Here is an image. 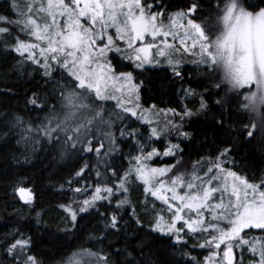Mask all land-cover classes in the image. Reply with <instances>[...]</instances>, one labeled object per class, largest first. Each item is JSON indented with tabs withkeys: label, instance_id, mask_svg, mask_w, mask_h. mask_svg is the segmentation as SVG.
Masks as SVG:
<instances>
[{
	"label": "snow or ice",
	"instance_id": "1",
	"mask_svg": "<svg viewBox=\"0 0 264 264\" xmlns=\"http://www.w3.org/2000/svg\"><path fill=\"white\" fill-rule=\"evenodd\" d=\"M4 4L8 14L0 13V52L15 53L17 68L34 66L43 83L24 96V110L37 113L35 117L0 111V137L15 139L33 154L55 148L59 159L73 165L76 183L87 182L94 173V185L69 188L77 195L90 190L91 195L59 206L66 213L63 231H73L78 219L94 214L99 234L90 239L103 245L110 236L117 237L95 251L80 248L59 264H146L144 243L131 241L145 227L141 217L149 214L147 230L167 238V248L173 251L165 254L173 257L171 264H264V175L233 170L238 166L231 158L236 148L231 135L221 141L225 146L215 147V155L193 164L191 173L169 175L179 160L164 167L148 163L160 155H181L180 142L193 138L186 130L193 124L215 125L246 142L258 130L264 135V0H223V6L217 0L209 5L217 15L203 19L198 18L205 11L201 0H186L175 12L168 11L171 5L164 0H4ZM114 60L127 61L132 70L118 71ZM162 60L163 70L170 69L181 82L183 69L190 65L197 75L200 69L219 75V83L203 92L182 87L179 111L157 109L154 104L144 108L139 94L143 81L137 82L135 73L161 67ZM244 90L241 112L256 121L249 119L241 127L242 118L234 119L241 112L229 105L231 95L239 97ZM0 95L15 93L7 89ZM189 98L198 106L183 103ZM130 118L156 126L149 128L145 139L138 128L125 123ZM168 136L180 142L169 140L163 153L151 146L153 138ZM129 142L135 156L123 153L121 144ZM125 159L127 169L118 163ZM137 184L143 186L144 200L133 204L130 192ZM14 193L35 211L31 189L17 187ZM149 196L163 207L149 205ZM40 216L37 212V224ZM121 236L123 247H118ZM197 237L202 239L191 248L206 250L202 258L182 251ZM35 247L31 236L19 228L0 242L11 264H44L33 252ZM133 253L140 254L139 261Z\"/></svg>",
	"mask_w": 264,
	"mask_h": 264
},
{
	"label": "trees",
	"instance_id": "2",
	"mask_svg": "<svg viewBox=\"0 0 264 264\" xmlns=\"http://www.w3.org/2000/svg\"><path fill=\"white\" fill-rule=\"evenodd\" d=\"M216 2L217 0H201L205 9L201 14L206 16L210 10V15L213 16L216 11L210 9L209 5L210 3L214 5ZM221 2L223 0H220ZM164 3L171 5L168 9L170 11L183 8L186 0H164ZM5 8L4 0H0V13L8 14ZM18 59L15 53L7 55L0 52V91L11 89L15 93V96L11 97L0 95V111L17 113L27 119L29 115L35 117L37 113H28L27 110H24L25 93L29 90L38 91L36 85L38 83L42 84L43 81L36 74L34 66L26 64L22 68H17ZM117 62L119 61H113L114 64H117ZM164 67L166 65L152 68L142 74L139 71L135 73L137 82L143 81L139 93L140 102L143 106L153 103L159 108H176L179 111L181 97L184 96V93L180 91L182 87H191L197 92H203L206 87L219 83L220 80L219 75L208 73L203 69L198 70L199 75H197L193 73L192 66L189 65L183 69L184 79L181 82V80L172 76L170 69L165 72ZM117 70L131 71L132 68L128 66L127 61H121V65L117 66ZM189 74H192V80L189 79ZM197 79L201 81L200 84L193 82ZM210 90L216 91L214 88ZM225 91L226 88L220 92V95L223 96ZM244 91L239 94V97L235 93L231 95L229 106L237 112H241L240 104ZM218 98V96L212 97L213 100ZM190 99L184 100L183 103L190 108L198 106V104L190 102ZM241 118V127L243 124H247L249 119H252L253 122L256 121L255 117L246 112H241V117L234 116V119ZM134 123L143 130H147L146 124H142L140 121ZM186 130L193 133V138L183 142L177 141V143H181V147L184 149L181 154V161L188 163L198 157H212L215 155V147L225 146L221 141L231 135L233 138L231 142L236 144L231 158L235 159L238 166L233 170L240 172L242 175L251 176L257 173L264 175V135L260 130L256 132L251 142H246L243 137H238L235 132L226 134L223 129L217 130L215 125L193 124L192 128ZM159 141L160 139L155 140V143L159 144ZM129 143H127L128 149L131 147ZM123 147L124 144L122 143L121 148L123 149ZM25 156L28 157L27 162H25ZM118 163L122 164L124 169L129 166L126 160H119ZM72 168L73 165L68 160L59 159L55 148L37 151L33 154L30 148L25 151L23 144L17 145L15 139L5 140L0 137V242L12 229L19 228L26 236H31L36 245L33 252L38 254V258L43 260L44 264H57L62 258L64 259L75 250L90 248L95 251L106 246L109 240L117 239V237L110 236L108 240L104 241L103 245L90 239V237L99 234V229L96 227L98 218H94V214L83 215L82 219H78L77 228L67 233L63 231L65 226L48 220L49 216L47 215H50L52 208L69 204L72 200V191L69 188H74L77 184L73 179ZM68 180H73V183L69 185L66 183ZM62 185L63 188H61ZM17 187L31 189L34 194L32 207L35 208V211L25 206L19 195L14 193V189ZM100 210L104 211L103 208ZM37 212L41 213L39 224L36 222ZM127 219L128 216H125V220ZM141 219L145 227L141 228L136 234L138 239L132 240L131 243L133 245L144 243L143 254L146 264L149 260L152 261V264H171L173 257L165 254L166 251L167 253L173 251V249L167 248V238L161 239L159 234L148 232L149 221L146 216L141 217ZM119 239L122 243L117 246L123 247V236ZM131 250L129 248V251ZM176 251L177 253L181 251L179 246H177ZM182 251L193 252L195 249L190 247L182 249ZM133 255L139 261L140 254L133 253ZM0 264H11L10 258L5 256L2 249H0Z\"/></svg>",
	"mask_w": 264,
	"mask_h": 264
},
{
	"label": "rangeland",
	"instance_id": "3",
	"mask_svg": "<svg viewBox=\"0 0 264 264\" xmlns=\"http://www.w3.org/2000/svg\"><path fill=\"white\" fill-rule=\"evenodd\" d=\"M221 6H223V2H221ZM176 10H178V9L170 10L169 12H175ZM209 15H210V10L208 11V13H207L206 16H205V14H199L198 17H199V19H203V18L208 17ZM216 15H217V13L214 12L213 17H215ZM13 35H15V33H13ZM185 59H188V58L186 57ZM118 61L119 62H117L116 65L119 67L121 65V61L120 60H118ZM162 65H166L163 62V60H162ZM245 92H246V90L242 93V96L245 94ZM150 105H153V103H151ZM150 105H148V106H143L142 105V106L144 108H148ZM107 107L109 109H111L113 107L112 102H109V104L107 105ZM157 109H167V108H159V107H157ZM135 121H137L135 118H130L129 120H126L125 123L126 124L131 123L132 124V127L138 128L140 130V132L143 133L144 138L147 139V137L149 135V128L150 127H155L156 125L155 124H152L151 126H149V125L146 124L147 130H143L140 126H138L137 124L134 123ZM155 140H159V139L153 138V140L151 141V146L152 147H156L159 150L160 153H163V151L165 149V146L167 145V143H168L169 140H171L172 143H177V141H178L175 138H173L172 136L161 137L160 138V141H159V144H156L155 143ZM123 144H124L123 150H124V154L125 155L129 151L132 152V155L133 156H135L137 154L136 153V150L133 149L132 147H130L128 149L127 143H123ZM129 144L131 145V143H129ZM148 150H151V149L149 148ZM206 159H208V158L202 156V157H198L197 159L191 160L190 162L186 163L184 161H181L182 160L181 159V155H178L176 157H171V156L165 157L163 155H160V156L153 157V159L150 160V161H148V163L150 164L151 167H164L166 165L176 164L177 161L179 160L180 163H179L178 167L172 173L169 174L170 176H172V175H177V174H179L181 172H183V173H191L192 170H193V164H195L198 161H202V160H206ZM201 166L203 167L204 165L201 164ZM225 167H229V165H225ZM201 175H202V173H201ZM86 183L93 184V185L96 183V180L94 178V173L92 174L91 180H87V182L85 180H81L79 183H77L75 185L74 188L85 186ZM88 195H91V191L90 190L87 193L79 194V195L74 194L72 192V200H71V202L73 200H76V201L83 200ZM130 198L133 201V204H135L138 200L139 201H143L144 200L143 186H141L139 184L135 185L133 187V189L131 190V192H130ZM148 203H149V205H151L152 203H155L156 204V207L158 209L161 208V207H163V205H162V203L160 201L154 200V198H152L150 196L148 197ZM64 205H66V204H64ZM47 216H49V219L48 220L54 221L55 223H59V224H62L63 226H65V220H64V218L66 216V213L59 206L57 208H55V207L52 208L50 215H47ZM146 218H147L148 221H150L151 214H149L148 216H146ZM201 239H202V237H197L195 240H189V248L191 247V245L195 244L198 240H201ZM185 252H188V251H185ZM72 253H70L64 259H67ZM191 255L198 256V257H201L202 258L203 256L207 255V251L204 250V249H200V248L197 247V248H195V251L191 252ZM57 264H59V263H57Z\"/></svg>",
	"mask_w": 264,
	"mask_h": 264
}]
</instances>
